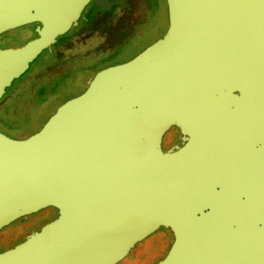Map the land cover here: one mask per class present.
I'll use <instances>...</instances> for the list:
<instances>
[{
  "label": "water",
  "instance_id": "95a60500",
  "mask_svg": "<svg viewBox=\"0 0 264 264\" xmlns=\"http://www.w3.org/2000/svg\"><path fill=\"white\" fill-rule=\"evenodd\" d=\"M93 1L0 0V35L40 24L0 44V103ZM167 6L157 41L98 71L27 137L0 131V231L55 215L0 264H120L161 231L172 242L154 264H264V0ZM247 120L253 154L226 158L214 146L242 124L246 138ZM172 126L187 144L164 148Z\"/></svg>",
  "mask_w": 264,
  "mask_h": 264
},
{
  "label": "flooded vegetation",
  "instance_id": "af4514ba",
  "mask_svg": "<svg viewBox=\"0 0 264 264\" xmlns=\"http://www.w3.org/2000/svg\"><path fill=\"white\" fill-rule=\"evenodd\" d=\"M97 1L99 0H94L82 13L78 24L74 25L66 35L59 37L53 45L48 56L47 64L42 70L46 72L41 81L42 85L47 86L57 84L62 86L70 80L77 79L82 70L81 66H83L82 63H79L78 59L84 54L89 55V59H94V57L97 58L99 55L101 56L104 54L101 56L104 61H99L93 66H86V68L88 67L87 75L97 68V71L94 73L96 74L98 71L108 66L121 64L131 60L163 35V33L162 35H158L159 25L153 17H151L150 23H146L140 19L145 8L148 10L149 8H152V4L151 6L144 5L147 0H100L99 6L96 4ZM142 21L144 26L142 25ZM39 25V23H33L6 32L0 35V44L8 46L9 42L21 43L23 41H28L30 40V37L34 35V28ZM168 25L169 17H167L166 26ZM143 34L144 36L150 35L153 38L149 42L142 43L143 46L137 54L131 56L126 61H111L108 63V60L106 59H110V56L113 57L114 54H117L122 50H117L118 47H126L136 41L133 40L134 38ZM112 36L115 38H111ZM100 37H105L107 39L106 41H108V44L110 45H107V48H111L109 53H102L101 50L96 49L102 46L100 45ZM61 68L64 69L63 72H60ZM248 125L249 120H247V135L245 142L242 135V124L241 126H238L235 131L231 130V133L234 132V135L229 134L227 138L222 136L218 140L216 147H225V150H221L219 153H225L226 158H239L244 154H247V157L250 158L251 153L253 154L254 141L253 129L251 130ZM182 137L183 134L181 129L177 126H172L164 135L163 143L166 141V143L170 144L169 147L175 145L182 146L185 143L187 144L188 141H185L182 144ZM216 147L214 146V148ZM38 219L43 218L39 216ZM13 235H15V233H13ZM2 239L5 240L4 242L8 240L4 237ZM6 250L8 249H0V252Z\"/></svg>",
  "mask_w": 264,
  "mask_h": 264
},
{
  "label": "rangeland",
  "instance_id": "374dc122",
  "mask_svg": "<svg viewBox=\"0 0 264 264\" xmlns=\"http://www.w3.org/2000/svg\"><path fill=\"white\" fill-rule=\"evenodd\" d=\"M151 4L152 8H149V10L145 8L143 14H141L140 19H142L146 23H150L151 17H153L159 25L158 35H162L164 30L167 28V17L169 16L167 0H147L145 1L144 5L151 6ZM143 21L142 25L144 26ZM32 38H34V35L30 37V40ZM111 38L114 39L115 37L112 36ZM152 38L153 37H151L150 35H139L138 37L133 39L136 40L133 43L127 45L126 47H118L117 50H122L117 54H114L113 57L110 56V59L106 60H108V63L111 61H126L141 50L143 46L142 43H145L147 41L149 42L152 40ZM99 39L100 45L102 46L96 49L101 50L102 53H109L111 51V48H107V45L110 46L108 44V41H106L107 39L105 37H100ZM24 42L25 41L21 43L9 42L8 47L19 46ZM101 56L99 55V57L97 58L94 57V59H89V55H82L78 59L79 63L83 64V66H81L82 70L79 74V77L77 79L68 81L65 85L62 86L52 84L51 91L49 93L50 95H48L46 100L41 103H38L36 100H34L33 96H35L34 92L37 87L42 85L41 81L46 72H32L29 74L27 72L22 77L16 79L13 82L12 87L9 89L8 95H6V97L0 103V121L8 113L17 111L21 112V110L24 109V122L22 121V125L19 130L18 128H16L17 131H15L16 126H3L1 122L0 125L5 129L8 128L10 132H25L26 134L23 133V135L25 134V137L30 133L36 131L48 118V116L52 112H54L58 105L74 96L79 95L83 91V89L86 88L88 81L94 76V73L97 71V68H95L91 71V73L87 75L88 67L86 68V66H93L99 61H104V59L102 60ZM63 71L64 69L61 68L60 72ZM163 145L164 148H168V145L170 146L169 143L167 145L166 141L163 143ZM39 216H41L43 219H38ZM54 218V213L49 209H45L38 213L32 214L29 217L21 218L13 222L9 226L5 227L2 231H0V249L4 250L13 248L14 246L22 243L31 233L38 231L43 225L50 222ZM13 233H15V235H13ZM3 237L7 238L8 240L4 242L5 240L2 239ZM171 242L172 238L169 235V232H158L149 237L142 244L138 245L120 264H154L161 258H163V255H165L167 250L170 248Z\"/></svg>",
  "mask_w": 264,
  "mask_h": 264
},
{
  "label": "trees",
  "instance_id": "16d2710c",
  "mask_svg": "<svg viewBox=\"0 0 264 264\" xmlns=\"http://www.w3.org/2000/svg\"><path fill=\"white\" fill-rule=\"evenodd\" d=\"M51 86L52 85H47V86L41 85V86H38L37 89L34 92L35 96H33L34 97L33 99L36 100L38 103L44 102L46 100L47 96L50 95L49 93L51 91ZM24 112H25V110L22 109L21 112L17 111V112H13V113H8L7 115H5L3 117V119L0 122H1V124L3 126H7L8 127L10 125H13L14 127L16 126L15 129L18 128V130H19L21 125H22V121H23V119L25 117L24 116L25 115ZM10 128H12V127H10ZM0 131L4 132L5 134H7V135H9V136H11L13 138H17V139L25 138L24 135L26 134L25 132H22V133H20V132H12V131L10 132V130L8 128L5 129L1 125H0ZM15 131H17V129ZM23 133H25V134L23 135ZM21 135H23V136H21Z\"/></svg>",
  "mask_w": 264,
  "mask_h": 264
},
{
  "label": "bare ground",
  "instance_id": "6f19581e",
  "mask_svg": "<svg viewBox=\"0 0 264 264\" xmlns=\"http://www.w3.org/2000/svg\"><path fill=\"white\" fill-rule=\"evenodd\" d=\"M243 139H244V142H245V138L243 137ZM212 146V145H211ZM213 147V146H212ZM222 147V146H221ZM217 149H218V151L219 152H221V150L223 151V150H225V149H223L224 148V146H223V148H220V146H219V148L218 147H216Z\"/></svg>",
  "mask_w": 264,
  "mask_h": 264
}]
</instances>
